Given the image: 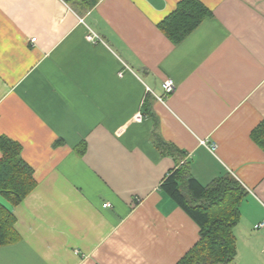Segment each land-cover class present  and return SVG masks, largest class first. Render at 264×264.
Masks as SVG:
<instances>
[{"label":"crops","instance_id":"obj_1","mask_svg":"<svg viewBox=\"0 0 264 264\" xmlns=\"http://www.w3.org/2000/svg\"><path fill=\"white\" fill-rule=\"evenodd\" d=\"M180 1L0 0V137L36 181L17 205L0 193L18 233L0 264H176L200 227L161 189L166 144L202 185L243 184L228 264H264V0H201L212 15L175 44L159 23Z\"/></svg>","mask_w":264,"mask_h":264},{"label":"trees","instance_id":"obj_2","mask_svg":"<svg viewBox=\"0 0 264 264\" xmlns=\"http://www.w3.org/2000/svg\"><path fill=\"white\" fill-rule=\"evenodd\" d=\"M65 1L78 14L84 15L100 0ZM211 15L212 11L201 0H182L159 23V27L178 44ZM144 103L147 105L146 101ZM253 135L264 148V122L254 130ZM163 148L173 153L176 166L163 179L161 189L200 227L198 242L176 264L230 263L237 254L234 229L241 218L240 205L247 195L245 187L230 172L204 186L193 176L190 162L186 161L183 151L168 144ZM0 150V193L13 205H17L35 187L33 168L23 158L22 147L17 141L1 136ZM15 222L13 212L0 204V245L10 244L18 239Z\"/></svg>","mask_w":264,"mask_h":264},{"label":"built area","instance_id":"obj_3","mask_svg":"<svg viewBox=\"0 0 264 264\" xmlns=\"http://www.w3.org/2000/svg\"><path fill=\"white\" fill-rule=\"evenodd\" d=\"M91 37H93V35ZM35 40H36V37H33L32 38V41H35ZM163 87H164V92H165L164 97L163 96H158V95L155 94V96L157 98H159L160 100H164L165 97H167L168 95H170L171 93H173L175 91V89H176V84H175V82H174V80L172 78H167L163 82ZM136 119L137 120H141L142 119V114L141 113H138L136 115ZM203 143H205L204 140H203ZM212 147L214 148L215 147V144H213ZM103 206L104 207H111L112 204L110 202H106V203L103 204ZM263 226H264V220L259 223L258 227H263Z\"/></svg>","mask_w":264,"mask_h":264}]
</instances>
